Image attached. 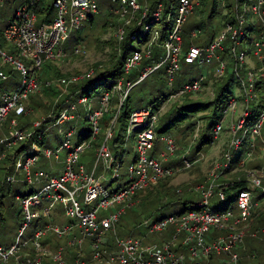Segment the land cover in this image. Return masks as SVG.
<instances>
[{
	"label": "built area",
	"instance_id": "1",
	"mask_svg": "<svg viewBox=\"0 0 264 264\" xmlns=\"http://www.w3.org/2000/svg\"><path fill=\"white\" fill-rule=\"evenodd\" d=\"M110 1V11L119 21L116 40L120 43L128 28L133 26H138L139 33L129 34L130 40L136 41L137 36L144 39L135 42L136 48L124 55L121 76L109 90L97 93L94 107L88 103L92 96H77L78 89L68 96H75V102L84 108L83 117L90 130L85 138L71 139L74 133L78 134L76 122L73 123L78 115L77 105L71 101L63 102L61 106L64 107L52 119V126L62 132V138L54 145L37 141L41 131L35 134V138L32 136L42 125L40 122L34 121L31 130H26L16 117L29 112L27 102L30 95L54 84L65 83L62 78L42 80L39 78L41 67L48 60L58 61L66 56L62 43L72 30L78 29L97 11L95 0H52V15L42 12L43 0H21L1 31L3 46L7 50L0 45V79L6 78L2 67L9 64L19 72L20 81L13 90L0 93V125L6 123V134L0 136V160L5 157L6 149L30 138L27 152H24L26 149L18 150L11 171L3 178L11 182L16 174H20V180L35 183L38 188L15 196L22 221L14 240L7 246L0 245V264H41L44 256H49L57 264H65L64 245L57 244L49 250V241L44 239L49 234L64 238L66 244L79 248L80 252L75 253L68 264H89L81 256L85 252L82 246L85 241L87 253L96 264H239L238 248L245 234L255 235L259 229L246 230L257 204L254 198L257 195L264 198V160L259 166L246 169L244 178L237 177V181H243V186L235 187L228 194L231 199L234 195V209L210 206L208 197H226L228 186L233 183L218 181L219 175L253 159L258 140L262 142L259 148L264 156L260 131L264 124V98L258 96L260 90L264 92V0H233L231 19L225 21L205 44H188L185 49L182 47V25L198 0H166L165 5L157 1L152 6L141 5L138 0ZM40 2L41 9L37 12ZM2 3L0 0V5ZM253 18L259 23L256 29L252 26ZM196 31H191L190 35L194 37ZM247 38L250 49H238L240 44L246 47ZM155 49L159 52L157 58L144 64L145 60L152 58ZM78 51L77 44L71 47L72 53ZM182 62L207 66L206 76L209 75L212 83L227 73L232 77V84L238 87L237 96L226 93L220 116L211 128L210 142L217 138L222 130L221 120L228 114L227 138L219 158L209 168L204 180L192 188L198 193L195 207L143 220L148 232L144 238L118 235L115 224L125 203L129 204L138 190L173 170L171 166H164L162 160L176 149L175 141L169 134H159L165 149L159 155L152 154L150 150L157 136L154 120L158 110L151 106L135 107L130 111V126L125 131V137L134 131L135 157L127 164L123 184L109 188L101 183L116 177L119 172L120 162L113 161L112 154L109 155L105 148V142L114 130L115 114L97 148L94 163L86 167L79 161V154L98 132L99 118L107 111L113 93H120V100H123L130 88L159 67L163 68L166 87L172 91L174 74ZM132 71L137 72L135 77L127 78ZM91 75L90 70L78 78L82 80ZM206 76L199 73L183 81L169 97L199 93L206 85ZM209 94L213 96L214 91L210 89ZM66 122L71 123L64 129L61 125ZM243 142L244 150L233 163V152L241 148ZM186 151L181 156L182 166L187 165L188 160L184 158L192 157V154L185 155ZM99 157L102 158V169L107 170L96 173ZM41 158L59 161L60 166L55 171L45 169L38 165ZM256 188L258 193L254 194ZM54 202L61 204L67 221L58 223L52 220L49 211ZM41 214H47L48 221L40 222L38 217ZM33 218L38 222L31 235L20 241L19 236ZM168 227H171L168 235L159 236ZM149 233L152 234L150 239H145ZM110 238L112 245H109Z\"/></svg>",
	"mask_w": 264,
	"mask_h": 264
},
{
	"label": "rangeland",
	"instance_id": "2",
	"mask_svg": "<svg viewBox=\"0 0 264 264\" xmlns=\"http://www.w3.org/2000/svg\"><path fill=\"white\" fill-rule=\"evenodd\" d=\"M141 5L152 6L155 0H138ZM97 4V11L91 15L92 21L88 23L87 21H83L81 26L72 30L69 33V36L62 43V49L67 53L66 56L58 61L51 62L50 60L46 61V63H51L54 70L57 71V75L50 72L45 76L41 75V71L44 69V64L40 70V77L43 79H49L56 81L57 79H64V84H54L50 87H46L36 92L32 97L28 99L27 107L28 113L25 115H21L16 117L17 122L20 125H25L26 130H31V124L34 121L40 122L44 124V129L42 128V143H46L48 145L57 144L62 138V132L57 131V126H52V119L57 115L58 111L64 107L61 104L66 101L74 102L77 105V117L73 120V123L76 122V131L78 128L80 130H85L88 128V122L83 117L84 108L77 104L76 97L72 95L76 89L77 84L81 81V78H78L79 75L86 73L91 70V74H94L96 70L104 69L110 63V57L113 51H116L118 48V40H116L115 32L116 28L119 25V21L117 17L112 14L110 11V6L112 2L110 0H95ZM233 0H215V5L213 8V13L210 17H208L210 11L212 10V0H202L201 4L198 3L193 7L192 11L188 14L186 20L182 25L181 35L183 37V31L188 32L190 29L194 28L196 31V35L194 37L188 38V35H184L189 44L194 45H203L208 39V35L213 32H217L222 28V24L225 22L224 18H227V5H231ZM21 3V0H3V3L0 5V35L1 31L4 28L6 21L11 17L14 9ZM52 0H43V9L42 12L49 13L52 15L53 9L51 7ZM50 6L51 11L48 12V8ZM41 16V15H39ZM35 24H38L37 22ZM200 26L201 30L196 29L195 27ZM252 26L256 29L259 26V23L256 18H253ZM250 37V36H249ZM81 39L80 41H78ZM249 38L246 39L247 45L244 44L238 45V49H243L244 51H248L250 49V45L248 44ZM4 42L0 36V45L3 49H6L3 46ZM73 44H77L79 51L74 54L71 51V47ZM131 45L135 46V43H131ZM115 49V50H114ZM2 70L6 73L5 79H0V93L3 91H11L13 90L20 81L19 72L11 67V65L7 64L2 67ZM208 67L207 66H199L195 63H181L179 71L174 74L172 88H175V80L184 77L185 79L190 77H196L199 73H203L205 76L207 74ZM227 73L224 74V77L218 79L214 83L211 82L209 75L206 76V85L202 87V91L199 93H195L192 95H180L175 96L174 98L168 97L167 100L161 102L158 108H153L154 110H158L156 112V118L154 120L155 128L161 125L160 121L166 114V112L170 111L171 104L176 101L178 103L181 99L188 101H202L208 102L213 96L209 94V90L212 89L215 92L218 86L221 85L222 82L226 79ZM205 81V80H204ZM76 87V88H75ZM170 89L166 87L165 80L163 77V68L159 67L150 73L144 80L134 85L128 91L127 95H129V108L133 111L136 109L135 107H150L149 102L156 99L159 93H166ZM228 92L233 95H238V87L235 84H230L228 88ZM227 92V93H228ZM97 90L92 95V98L88 100L90 107H94L96 105V99L94 97L97 96ZM258 96L263 99L264 92L260 90L258 92ZM120 93H113L108 102L107 111L104 113L102 118H99V130L90 138L89 145L85 146L82 152L79 154V161L83 163L86 167H90L92 163H94L97 153V148L99 144L102 142L104 138V132L106 131L110 121L114 116V130L112 135L107 138V142L105 145L106 152H109V155L112 154L113 161H117L113 155V150L110 147V140L113 135H116V132L119 131V122H117V116L119 112V106L122 103L120 100ZM126 97V96H125ZM67 98V99H66ZM182 100V101H183ZM143 109V108H142ZM130 110V111H131ZM118 111V112H117ZM130 113H128L127 117V125L130 126ZM211 114V107L206 111H198L194 114L190 119H185L184 121H180L175 123L168 130L169 132L164 133L165 135H170L171 138L175 139L176 149L171 153L165 156V159L162 162H168L170 159H180L179 163L173 167V170L170 173H167L155 181L151 183L147 188H142L135 196H132L130 199V203H125L123 211L120 213L118 221L116 222L115 229L118 235H131L137 237H143L147 234V229L144 227L143 220L144 219H152L157 218L156 216L160 214L172 213L170 211H176L181 208V204L178 202H174L170 205L163 206L165 202H167L169 198V194L158 195V198L154 197L157 193L158 189H175V192L178 193L180 198H188L192 201L198 198V193L192 189L197 183L202 182L207 174V171L212 166L214 161H216L220 154L223 143L227 138V120L228 114L221 120L222 130L219 131L218 136L212 142L205 141L201 147L198 149V152L194 151L191 153V150L195 143L198 141L200 135L204 133V125L208 120L207 116ZM107 115V117H105ZM140 115V114H137ZM83 118V120H81ZM235 118V117H234ZM193 122L192 130H180L182 129L187 122ZM71 122H66L62 124V128L66 129ZM68 128V127H67ZM126 131V129H125ZM124 131V141L120 144L117 142L115 149L119 151L122 148V161L119 167L120 174L122 171H126L127 164L132 161L131 157L133 154V134L134 131L127 133ZM196 131V135L193 136V132ZM261 138L264 141V124L261 128ZM208 132V131H207ZM157 133V132H156ZM6 134V123H2L0 125V136ZM161 133H157V136L154 139V146L150 150L154 155H159L160 151L165 149L164 141L159 139L158 135ZM78 134L74 133L71 136V139H76ZM257 141V140H256ZM262 142L258 140L257 142V150H253V153L257 154V157L254 159V163L260 160V164L263 162V155H261L260 148ZM260 146V148H259ZM188 150L185 155H191L192 157L187 159L186 166H182L183 161L181 160V156L184 150ZM13 151L12 148L6 149L5 157H8L7 160H0L1 164L5 162L4 168H9L11 164V153ZM22 152V151H21ZM196 153V154H195ZM107 154V153H106ZM185 165V164H184ZM237 165L233 166L236 167ZM255 166L250 159L247 160L244 165H240L236 168H231L229 170L224 171L219 175L218 181H228L234 183L237 177L244 178L245 170L248 168H252ZM51 167V166H50ZM107 169H102V158L99 157L96 164V173L100 171H104ZM7 171L6 173H8ZM4 175V174H3ZM20 174H16V177L11 181V185L8 186V189H4V196L2 197V204L0 205V245L7 246L11 243L18 231L19 224L22 221L21 215L18 212V199L15 197L18 194L28 193L30 191H36L38 185L35 183H25L20 180ZM242 175V176H240ZM3 178L2 171H0V180ZM101 183L104 186L109 188L114 187L116 184L115 180H111L108 184L106 180H102ZM169 190V189H168ZM231 192L234 191V188L230 189ZM258 188H256L253 193H258ZM228 195L225 198H219L216 195H212L208 197L209 205L214 206L215 208H222L225 206L231 207L234 209V195L232 199L228 200ZM39 199V197L37 198ZM254 199H257V204L255 205V211H260L261 208L264 207V198L257 195ZM159 204H163L161 208L156 209ZM187 204H190L187 202ZM47 214L40 215L38 217L40 222L48 221L46 216ZM49 215L52 217V220L58 223H62L68 220V217L64 215L62 206L58 202H54L51 210L49 211ZM35 218L32 219L30 224L26 226L23 230L21 236H19V240L21 241L24 238H28L32 233V228L34 226ZM253 224H249L246 228L247 232L258 227V231L255 235H250L248 233L245 234L243 241L240 246L243 245V249L250 254L247 256V264H264V210L261 209V214H256L252 221ZM262 227V228H261ZM171 227H168L164 230L159 236L168 235V231ZM48 236L51 241H49L50 245L49 250H53L57 244L64 245L65 239L54 236L53 234H49ZM150 234L147 235L145 239H150ZM154 236L157 237V234ZM46 239V236L44 237ZM83 250H85L84 255L87 258H84L89 264H96L93 260L90 259V256L87 253L86 241L83 242ZM65 249V247H64ZM73 247L69 246V251L66 253L65 262L69 263L71 257H73ZM65 252V250H64ZM239 252V250H238ZM65 263V264H66ZM41 264H57L53 261L49 256H44Z\"/></svg>",
	"mask_w": 264,
	"mask_h": 264
},
{
	"label": "trees",
	"instance_id": "3",
	"mask_svg": "<svg viewBox=\"0 0 264 264\" xmlns=\"http://www.w3.org/2000/svg\"><path fill=\"white\" fill-rule=\"evenodd\" d=\"M157 1H162L164 3V5L167 2L166 0H155L154 3L157 2ZM201 1L202 0H199V5L201 4ZM41 4H42V2H40L39 7L36 9L37 12L40 11ZM214 5H215V0H212V10L210 11L208 17H210L212 15ZM231 5H229V4L227 5V18H224L225 21H228L229 19H231ZM49 11H51L50 6L48 8V12ZM91 21H92V17H89L87 22L91 23ZM195 28L201 30L200 26H197ZM193 30H194V28L190 29L188 32L183 31V37H182V41H183L182 42V47H183V49H185L187 47V45L189 44V42L186 40L184 35H188V38L192 37L190 35V33ZM133 33H135V34L139 33L138 26H133V27L128 28V32L125 35L124 39L120 43H118V48L116 49L117 53H116V51H113V53H112V55L110 57L111 61L104 69L96 70L93 75H91L90 77H87L85 79H82L76 85L77 89H78L77 96L84 95L86 97H90V96H92L95 93L96 90L99 92V91L109 90L112 87V85L116 82V79L118 77H120L121 74H122V61H123L124 55H126L131 50L136 48V46L131 45V43H135V42L138 43V42H141L144 39V38H140V37L137 36L135 38L136 41H134V42L131 41L130 38H129V34H133ZM214 33L215 32L211 31V33L208 35V39L205 42L209 41L212 38ZM80 40L81 39H79L78 41H80ZM73 45H75V44H73ZM158 55H159V52L155 49L153 51V53H152V58L145 60L143 63L145 64L147 62H152V60L156 59ZM43 64H44L45 67L43 68L44 70L41 71V75L42 76L43 75L45 76V74L48 75L50 72L54 73V75H57V71L54 70V68H52L53 66L51 65L50 62L49 63L44 62ZM136 74H137L136 71H132L126 77L127 78H134ZM190 78H192V77H190ZM190 78L185 79L184 77H181L180 79L175 80V88L173 87L172 91L169 90L166 93H162V92L159 93L155 100L149 102L150 106L152 108H155V109L158 108V106H159V104L161 102H163L164 100L168 99V97H169L171 92H173L174 90L179 88L180 84L183 81L189 80ZM230 84H232V77L227 74L226 79L224 80V82H222L221 85L218 86L217 89H215L213 98L210 101H208V102L188 101V100H183V99H181L178 103H176V101L173 102L171 104L170 111L166 112V114L164 115V117L160 121L161 125H159L157 128H155V131L157 133L169 132L168 130L175 123H178L180 121H184L185 119H190V117H193L196 112H198L200 110L201 111H206V110H208L211 107V114H208L207 116L203 115L204 117L208 118V120L205 122V125H204V133H202L200 135L198 141L193 146V148L191 150V153L196 151V150H198L205 141H207L209 143V141L211 139V134H210L211 133V128H212L213 124L215 123V121L220 116V110L222 108V104H223V101H224V99L226 97V93L228 92V88H229ZM29 97L31 98L32 95H30ZM130 110L131 109L129 108V95L126 94V97H124L121 105L119 106V112H118V116H117V122H119V131H117L116 135H113L111 140H110L111 141L110 142V147L113 150L112 153H113V155L116 158H118V161L120 162V165H121L122 155H123L122 154V148H120L119 151H118V150L115 149V146H116L117 142L120 144L121 142L123 143V141H124V131L126 129L127 117H128V113L130 112ZM253 111H255V109ZM105 117H107V115ZM43 126H44V124H42L40 127L35 129V131H34V133L32 135L34 138H35V134L36 133H40V131L42 130ZM192 126H193V122L188 121L187 124L180 130H190L191 131L192 130ZM80 128L81 127H79L78 131H77L78 132V135H77L78 139L87 137L89 135V133H90V130L88 128H86L85 130H80ZM29 139H26V141H24L22 143H18L17 145L14 146L13 151L11 153L12 157H11L10 167L9 168H4V164H5L6 161H4V163L1 164V166H0V171H2V176L7 171H9V172L11 171L12 160H13V157L17 154L18 150L26 149L24 152H27V150L29 149V146H28ZM37 141L40 144L43 142L42 134H41V136H39V139H37ZM174 141H175V139H174ZM244 147H245V143L243 142L241 148H238L235 152H233V154H234V157H233V160H232L233 163L235 161H237L238 156H240V154L244 150ZM134 157H135V152L133 150V154H132L131 160H133ZM255 157H257V154L254 153L253 159H251L250 162H252L255 166H259L260 162H261L260 161L261 158H259L260 160H258L257 162L254 163V160H255L254 158ZM7 159H8V157H4L3 160H7ZM179 160L180 159H175V160L170 159L168 162H165V163L162 162V164L164 166H175L176 164L179 163ZM263 160H264V157H263ZM124 176H125V172L122 171L116 177L108 180L107 182H108V184H110L109 182L111 180H115L116 184L114 185V187H117V186L123 184L126 181L124 179L125 178ZM263 182H264V180H263ZM9 185H11V182L5 181L4 178H1V180H0V205L2 204V197L4 196V193H5L4 189L5 188L8 189ZM150 185L151 184H149L147 186H150ZM110 186L111 185H109V187ZM147 186H145L144 188H147ZM242 186H243V181L242 180H238V181L235 180L232 185L228 186L226 194L227 195L230 194V189L231 188H235V187L236 188H240ZM168 189H164V190L162 188L158 189L157 193L155 195L153 194L154 197H151V198H155L156 199V198L159 197L158 195H160V194H163V195H166V196L168 194L170 195L169 196L170 199L167 202L163 203L164 205L163 204H159L156 207V209L161 208L162 205L166 206V205H170V204H172L174 202H178L182 206H181L180 209H178L176 211H174V210L170 211L172 213H180L181 211H184L186 209H190V208L195 207V201H192V200H190L188 198H183L182 199V198L179 197L178 193L175 192V189L173 190L172 188H169V187H168ZM139 191H142V190H139ZM139 191H137L135 194H137ZM135 194L133 196H135ZM228 200H230V197H228ZM187 202H189L190 204H187ZM261 209L264 210V207L261 208ZM261 209H260V211L253 210V212L251 213V216H250V218L248 220L250 225L253 224L252 221L254 219V216L256 214H259V215L261 214ZM163 215H165V213L164 214L162 213V214H160V215H158L156 217L158 218V217H161ZM153 219H155V218H153ZM144 220H146V219H144ZM37 222H38V219H35L34 225L37 224ZM48 236H51V235H46V240L50 241L51 239H49ZM109 245H112L111 238L109 239ZM69 246H72L74 248L73 249V256L75 255V253H79L80 252L79 248L76 245H68V244L64 243L65 252L63 251V256L65 258H66L65 255H66L67 251H69ZM238 250H239V252H238L239 253V260H238L239 264L248 263L247 262V256H250L251 253L245 251L244 249L240 250V248H238ZM81 256L83 258H87V256H85L84 254L81 255ZM66 264H68V262Z\"/></svg>",
	"mask_w": 264,
	"mask_h": 264
},
{
	"label": "crops",
	"instance_id": "4",
	"mask_svg": "<svg viewBox=\"0 0 264 264\" xmlns=\"http://www.w3.org/2000/svg\"><path fill=\"white\" fill-rule=\"evenodd\" d=\"M38 165L42 166L45 169L55 171V168H57V167L60 166V162L59 161L52 160V159L41 158L40 161L38 162ZM239 248H240V250L243 249V245L242 246H239Z\"/></svg>",
	"mask_w": 264,
	"mask_h": 264
}]
</instances>
